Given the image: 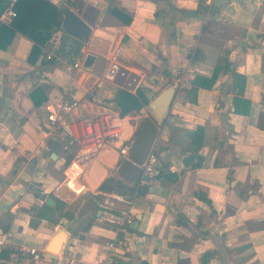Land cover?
I'll use <instances>...</instances> for the list:
<instances>
[{"label": "crops", "instance_id": "0c3cea01", "mask_svg": "<svg viewBox=\"0 0 264 264\" xmlns=\"http://www.w3.org/2000/svg\"><path fill=\"white\" fill-rule=\"evenodd\" d=\"M47 1L59 8L61 19L65 8L72 10L90 34L78 50H58L52 62L45 44L29 60L33 42L20 32L0 47V228L16 242L44 249L61 228L66 242L59 253L83 260L103 255L104 242L118 237L124 240L118 264H264V130L257 127L264 109V0H226L216 11L213 0ZM116 48V62L106 61L100 71L115 68L108 76L118 94L140 90L150 101L187 65L195 73L188 88H197L195 102L184 90L175 93L173 119L160 126L150 147L158 157L157 173L162 168L178 175L156 177L144 192L135 190L134 221L125 234L97 220L124 205L118 193L98 189L113 176L117 154L102 166L96 162L101 150L79 170L59 142L41 149V106L73 81V58L92 54L107 60ZM232 71L245 76L240 94ZM75 79L86 85L95 77L77 72ZM144 118L131 120L126 133L133 129L134 135ZM197 125L203 126L197 151L202 163L189 167L183 161L188 132ZM71 183L79 191L70 199L55 195L63 184L73 191ZM51 195L62 201L55 222L31 210ZM205 252L210 255L203 263Z\"/></svg>", "mask_w": 264, "mask_h": 264}, {"label": "built area", "instance_id": "2783aa9c", "mask_svg": "<svg viewBox=\"0 0 264 264\" xmlns=\"http://www.w3.org/2000/svg\"><path fill=\"white\" fill-rule=\"evenodd\" d=\"M18 0H7L0 17V23L11 21L16 15L15 5ZM63 31L59 28L51 32L45 46V58L52 59L62 43ZM117 51L107 57L108 62H116ZM85 56L73 58L71 70L73 76L71 83L63 92L43 102L41 108L44 112L43 126L46 140L41 149H48L51 140L57 141L62 146L68 163L79 170H85L96 155L104 149L113 150L118 160L128 158L133 139V129L128 134L124 133L122 123H130L128 113L120 114L118 105V91L113 89V84L106 71L97 72L94 66H84ZM94 65V64H93ZM77 72L90 75L95 79L86 85L80 79H75ZM194 70L190 65L184 67L173 82L168 85L176 87L177 91L187 89L194 79ZM147 114L144 104L139 110ZM138 116V114H137ZM136 119L138 117H135ZM140 118V117H139ZM140 171L135 184L137 187L149 185L155 178L159 162L155 151L150 148L139 163ZM135 195V193L133 194ZM133 196L118 194L117 199L124 203L123 206L103 213L97 217L99 222L108 221L118 233L125 234L134 221V213L130 209ZM123 238L106 240V252L92 260H83L69 253H57L50 256L44 248L30 246L13 240L9 230L0 228V264H118V250L123 246Z\"/></svg>", "mask_w": 264, "mask_h": 264}, {"label": "trees", "instance_id": "16d2710c", "mask_svg": "<svg viewBox=\"0 0 264 264\" xmlns=\"http://www.w3.org/2000/svg\"><path fill=\"white\" fill-rule=\"evenodd\" d=\"M6 2L1 3L0 1V14L3 11ZM16 15L11 19L9 24L0 23V47H6L15 33L20 32L24 36L28 37L32 42V48L29 53V60H32L33 56L40 52V47L45 44L49 35L52 31L59 29L61 24V11L59 8L47 0H18L15 5ZM110 12L122 20L125 23L130 22V17L124 12L110 8ZM48 61L52 62V59ZM234 77L235 87L238 88V93L243 92L245 83V76L236 71H232ZM214 76L208 79V84H212ZM195 84V82H193ZM185 98L189 102H195L197 97L196 86H191L184 90ZM149 101L148 97L144 95L140 90H137L135 94L128 91H120L118 95V105L120 107V114L125 115L131 110H139L144 104ZM257 127L264 130V109L259 113L257 119ZM189 144L186 148L189 154L184 158V165L189 167H197L202 163V157L198 154V149L202 145L203 140V126L197 125L193 130L188 132ZM177 172H165L164 169H159L156 177L164 176L170 180L177 177ZM148 188V185L137 187L136 184L128 186L110 175L106 177L99 185V190L104 193L116 192L118 194L127 193L128 196H132L135 190L137 193H142ZM39 195V194H38ZM199 197L204 199L206 202L209 200L202 194L197 193ZM54 205H49L43 201L40 206H31V210L34 211L35 215L39 218L47 219L55 222V215L59 207L62 205V201L51 195L50 196ZM42 198H45L42 196ZM210 252H205L201 256V260L204 263L205 258H208ZM177 264H181L180 261Z\"/></svg>", "mask_w": 264, "mask_h": 264}, {"label": "water", "instance_id": "95a60500", "mask_svg": "<svg viewBox=\"0 0 264 264\" xmlns=\"http://www.w3.org/2000/svg\"><path fill=\"white\" fill-rule=\"evenodd\" d=\"M226 0H213L211 9L216 11L220 8ZM60 29L63 31L62 43L59 47V52L69 51V50H78L81 48L84 42H86L89 34V26L79 18L72 10L65 8L62 12V19L60 24ZM195 52V56L197 55ZM74 57V56H73ZM92 54H87L84 59V66L90 67L92 64H95V70L100 72L105 64V60L96 59ZM114 67H111L109 70V75L112 73ZM177 92L176 87L173 85H167L159 90L154 97L148 101L146 104L147 117H145L140 123L133 136L130 154L133 157V160L124 158L118 161V164L113 171V176L123 182L128 186L135 184L141 163L148 150L152 146L156 137L159 134L160 126H162L167 120H171L169 110L171 102ZM73 178V175H70ZM73 191L68 190L66 185H61L55 195L61 199L68 200L70 199L74 192L79 191L77 187L71 183ZM45 202L49 205H53V199L47 197ZM66 242V232L65 230L59 228L54 235V237L47 244L45 250L50 256L59 253L62 245Z\"/></svg>", "mask_w": 264, "mask_h": 264}, {"label": "rangeland", "instance_id": "374dc122", "mask_svg": "<svg viewBox=\"0 0 264 264\" xmlns=\"http://www.w3.org/2000/svg\"><path fill=\"white\" fill-rule=\"evenodd\" d=\"M109 70L106 71L107 72V76L109 75ZM137 114H138V116H137ZM127 115H129V117H130L131 120H136L135 117L143 118V117H147L148 114H145V116H144V114H141L140 115V112L139 111L136 112V111L131 110V111L128 112ZM122 125H123V128H124V133L128 132L129 131V128H130L128 122H123ZM102 152H103V154L101 156L99 155V157H97L96 162H98V164H102V166H105V165H107L108 161H110L111 159H113L115 152L113 150H108V149H104ZM98 173L96 171H94V170H92L90 172L91 175L95 174L96 177L98 176ZM125 194L128 195L127 193H125Z\"/></svg>", "mask_w": 264, "mask_h": 264}, {"label": "bare ground", "instance_id": "6f19581e", "mask_svg": "<svg viewBox=\"0 0 264 264\" xmlns=\"http://www.w3.org/2000/svg\"><path fill=\"white\" fill-rule=\"evenodd\" d=\"M94 40V39H93Z\"/></svg>", "mask_w": 264, "mask_h": 264}]
</instances>
